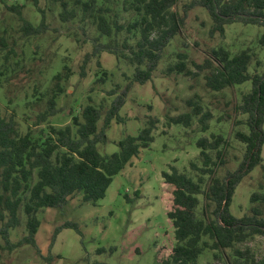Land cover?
I'll return each mask as SVG.
<instances>
[{
    "label": "trees",
    "instance_id": "1",
    "mask_svg": "<svg viewBox=\"0 0 264 264\" xmlns=\"http://www.w3.org/2000/svg\"><path fill=\"white\" fill-rule=\"evenodd\" d=\"M31 1L41 19L38 25L21 19L19 32L25 38L43 35L48 30L39 0ZM53 1L61 7L60 22L74 21L80 15L81 20H87L95 28V36L87 40L91 51L85 54L80 65L81 77L86 76L87 63L98 60L104 53L131 67L132 74L122 92L116 86L107 93L113 99L106 109L88 98L77 113L70 111V123L64 126L56 127L49 121L63 111L58 107V100L66 93V83L72 75L66 64L51 75L43 92L33 88V94L25 102L27 109L40 106L45 100V108L33 120L26 114L18 119L13 108L7 111L12 106L11 97L0 111V237L8 250L30 247L38 255L41 252L35 235L40 226L37 214L41 210H63L76 194L81 195V203L97 204L112 179L130 164L140 149L153 141L151 133L157 122L149 117L136 137L126 136L117 143L116 152L105 155L97 149L98 144L106 143V131L111 123L123 122L119 111L126 103L128 89L152 80L165 48L179 35L188 12L194 8L205 9L212 21L210 34L221 38L226 24L238 22L264 27V0H187L180 10L174 8L182 0ZM10 10L20 16L17 8L10 7ZM260 44L264 45V35ZM211 56L217 65L209 59L202 63L188 62L187 53L179 51L175 53L176 61L166 71L187 77L203 73L204 87L211 92L250 82V90L241 95L234 108L235 114L243 118L232 121L233 139L243 147L242 156L241 160L235 159L234 169L225 168L230 147L228 138L220 132H211L209 137L196 141L199 154L188 163L189 172L180 173L173 167L169 172H162L164 184L171 189L166 216L173 227L174 245L160 263L199 264L198 258L209 252L212 264H264V254L256 259L250 248H239L255 237H264V160L261 157L264 72L248 71L254 57L250 49L231 55L225 48L217 47L211 50ZM96 64L100 67L98 61ZM186 105L189 110L168 118L167 124L191 128L195 122L199 132L207 133L212 114L195 100H187ZM257 167L262 172V182L250 195L246 213L236 217L231 212L236 188ZM22 217L24 234L12 242L10 234L20 225ZM62 228L80 233L76 223L65 222L54 230L51 245Z\"/></svg>",
    "mask_w": 264,
    "mask_h": 264
},
{
    "label": "rangeland",
    "instance_id": "2",
    "mask_svg": "<svg viewBox=\"0 0 264 264\" xmlns=\"http://www.w3.org/2000/svg\"><path fill=\"white\" fill-rule=\"evenodd\" d=\"M186 2L182 0L174 9L180 10ZM39 3L48 30L43 35L25 38L19 32L21 19L38 25L41 14L31 0H0V111L11 97L12 106L7 111L13 108L18 119L26 114L33 120L35 114L45 108V100L32 109L25 106L33 88L43 92L51 75L66 64L72 75L66 83V93L58 100V107L63 111L49 121L60 127L70 123V111L77 113L88 98L106 109L113 99L107 93L116 86L122 92L132 68L104 53L98 60L87 63L86 76L81 77L80 65L85 54L91 51L87 40L95 36V28L87 20H81L80 15L74 21L62 23L58 17L61 10L58 3L53 0H39ZM10 7L17 8L20 16ZM211 27L212 21L205 9L190 10L179 35L165 48L152 80L128 89L126 103L119 111L123 122L111 123L106 131V143L97 145L99 153L116 152L117 143L126 136L136 137L149 117L156 119L157 124L151 133L153 141L147 148L140 149L130 164L112 179L104 197L90 205L81 203V195L76 194L63 210H41L37 214L40 226L35 235L41 255L30 247L8 250L0 237V264H161L167 258L174 238L173 227L166 216L171 189L164 184L162 172H169L171 167L180 173L189 172L188 163L199 154L196 141L209 137L211 132H220L228 138L230 147L225 168L234 169L235 159L241 160L243 151L233 139L232 121L243 118L235 114L234 108L241 95L251 87L250 82H245L221 92H211L204 87L203 73L196 77L168 74L167 67L176 61L175 53L179 51L187 53L188 62L202 63L209 59L217 65L211 50L223 47L231 55L250 49L254 57L248 71L264 72V45L260 44L264 27L238 22L226 24L224 38L211 35ZM75 39L80 41L77 43ZM187 65L191 68L190 63ZM99 78L103 82H96ZM189 99L198 102L213 116L210 130L205 134L198 131L195 122L191 128L166 122L188 111L186 101ZM219 118L223 119L218 121ZM261 157L264 160V144ZM261 182L262 172L258 167L242 180L231 205L233 215L241 217L246 213L250 195L258 190ZM20 220V225L10 234L12 242L24 234L23 217ZM65 222L76 223L80 233L62 228L51 245L54 230ZM245 247L252 250L256 259L261 258L264 237H255L239 248ZM198 263L212 264L211 254H202Z\"/></svg>",
    "mask_w": 264,
    "mask_h": 264
}]
</instances>
